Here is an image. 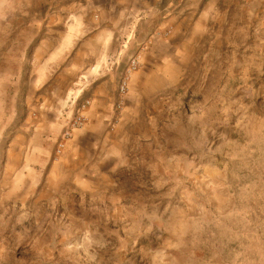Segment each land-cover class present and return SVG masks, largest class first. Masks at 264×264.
Here are the masks:
<instances>
[{"label":"rangeland","instance_id":"1","mask_svg":"<svg viewBox=\"0 0 264 264\" xmlns=\"http://www.w3.org/2000/svg\"><path fill=\"white\" fill-rule=\"evenodd\" d=\"M0 1L24 22L62 10V0ZM156 7L165 26L155 36L167 41L157 60L148 54L128 110L139 61L125 95L117 89L138 60L129 52L144 12L121 25L118 42L133 33L110 70L103 160L39 182L0 161V264H264V0Z\"/></svg>","mask_w":264,"mask_h":264},{"label":"crops","instance_id":"2","mask_svg":"<svg viewBox=\"0 0 264 264\" xmlns=\"http://www.w3.org/2000/svg\"><path fill=\"white\" fill-rule=\"evenodd\" d=\"M156 4L158 0H62L53 22H24L18 8L0 1V146L5 144L0 161L12 176L39 182L46 171L51 181L61 178L62 171L89 169L92 161L103 160L118 74L98 70L125 33L123 21L144 12L129 52L138 50L141 65L125 98V109H130L135 84L152 71L148 54L167 41L155 36L165 26ZM86 99L87 123L74 130L63 155L53 159L63 114L70 116Z\"/></svg>","mask_w":264,"mask_h":264},{"label":"built area","instance_id":"3","mask_svg":"<svg viewBox=\"0 0 264 264\" xmlns=\"http://www.w3.org/2000/svg\"><path fill=\"white\" fill-rule=\"evenodd\" d=\"M133 31L131 30L129 34L125 35L117 44L115 51L106 56L101 68L98 70H103L110 72L113 67H118L122 62L125 55L127 44L131 38ZM138 60L135 57H130L127 67L122 74L119 84H118V95L122 97L125 95L128 86V79L131 73L137 69ZM121 101V99L119 100ZM76 103V102H75ZM90 105V100L86 99L77 105V109L70 115L66 116L63 114V122L60 133L57 137L54 149V156L58 158L66 147L67 142L72 138L73 132L76 129L82 128L88 121L86 108ZM121 102H117L116 108H120Z\"/></svg>","mask_w":264,"mask_h":264}]
</instances>
